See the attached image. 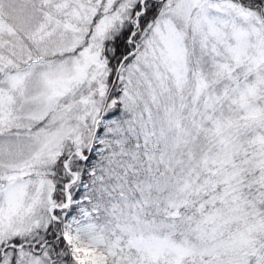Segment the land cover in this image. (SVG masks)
<instances>
[{
	"label": "snow or ice",
	"instance_id": "snow-or-ice-1",
	"mask_svg": "<svg viewBox=\"0 0 264 264\" xmlns=\"http://www.w3.org/2000/svg\"><path fill=\"white\" fill-rule=\"evenodd\" d=\"M0 264H264V0H0Z\"/></svg>",
	"mask_w": 264,
	"mask_h": 264
}]
</instances>
